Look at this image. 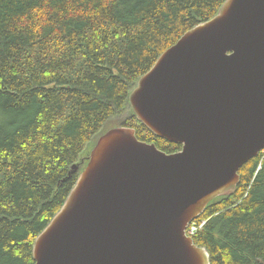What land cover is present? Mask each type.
Returning <instances> with one entry per match:
<instances>
[{
  "label": "trees",
  "instance_id": "obj_1",
  "mask_svg": "<svg viewBox=\"0 0 264 264\" xmlns=\"http://www.w3.org/2000/svg\"><path fill=\"white\" fill-rule=\"evenodd\" d=\"M226 0H0V264H34V243L112 128L167 153L129 96L158 58ZM211 201L191 237L210 264H264V154Z\"/></svg>",
  "mask_w": 264,
  "mask_h": 264
},
{
  "label": "water",
  "instance_id": "obj_2",
  "mask_svg": "<svg viewBox=\"0 0 264 264\" xmlns=\"http://www.w3.org/2000/svg\"><path fill=\"white\" fill-rule=\"evenodd\" d=\"M176 153L112 128L99 137L34 264H210L187 233L264 150V0H226L166 49L129 96Z\"/></svg>",
  "mask_w": 264,
  "mask_h": 264
},
{
  "label": "built area",
  "instance_id": "obj_3",
  "mask_svg": "<svg viewBox=\"0 0 264 264\" xmlns=\"http://www.w3.org/2000/svg\"><path fill=\"white\" fill-rule=\"evenodd\" d=\"M262 153L264 154V150L262 151ZM205 223L206 222H203V223H198L196 221L192 222L187 231L188 235L189 236L194 235L196 232H198V230L204 227Z\"/></svg>",
  "mask_w": 264,
  "mask_h": 264
}]
</instances>
